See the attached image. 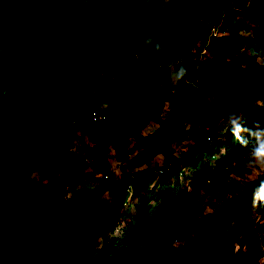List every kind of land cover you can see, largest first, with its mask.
Instances as JSON below:
<instances>
[{
  "label": "trees",
  "instance_id": "obj_1",
  "mask_svg": "<svg viewBox=\"0 0 264 264\" xmlns=\"http://www.w3.org/2000/svg\"><path fill=\"white\" fill-rule=\"evenodd\" d=\"M226 1L0 0V28L9 34V48L0 51V264H258L259 253L240 248L255 234L250 210L258 218L264 215V206L251 203L264 174L211 203L213 210L187 236V251L175 254L156 238V229L174 222L180 211L198 209L179 190L178 173L193 169L202 186L218 188L228 166L252 146L242 147L230 131L209 128L203 114L214 106L195 95L199 90L206 99L212 74L206 67H231V54L248 62L239 80L264 78V64L252 65L256 50L264 48V30L241 22ZM215 24L224 38L211 34ZM246 28L249 33H242ZM147 36L157 37L162 51L148 47L140 60H130L128 52L144 45ZM201 50L205 57L196 65L191 56ZM173 62L177 69L186 64L199 86L185 78L171 84L165 68ZM113 66L121 73L118 81L100 77ZM83 92H96L98 98ZM103 104L113 115L94 123L90 115ZM57 111L77 116L70 123L54 118ZM249 112L253 127L254 111ZM150 121L157 127L142 135ZM108 135L116 149L125 148L130 138L142 148L121 166L118 178L109 180L103 200L90 182L108 169L102 146ZM177 138L186 146L168 167L157 176L143 168L144 160ZM76 148L90 164L75 155ZM33 170L49 181L31 176ZM129 189V224L107 249L97 246L122 220ZM236 204L244 205L243 211L229 217Z\"/></svg>",
  "mask_w": 264,
  "mask_h": 264
},
{
  "label": "rangeland",
  "instance_id": "obj_2",
  "mask_svg": "<svg viewBox=\"0 0 264 264\" xmlns=\"http://www.w3.org/2000/svg\"><path fill=\"white\" fill-rule=\"evenodd\" d=\"M226 4L230 8H237L236 15L241 22L246 23L250 27L257 28L258 31L264 30V0H227ZM210 30L215 33H221L223 38L226 36L225 31L220 29L219 24L212 25ZM242 33H249V29L246 28ZM8 35L9 34L6 28H0V51H5L9 48V45L6 41L8 39ZM144 52V45H140L128 52V58L130 60H140L139 56H141ZM256 55L257 58L252 62V65L258 69H261V65L264 64V48H258L256 50ZM204 57L205 51L201 50L198 53L194 52L191 56V59L196 63V65H198L202 60H204ZM231 58H233L230 61L232 62V65L229 68L223 65H211L206 67L205 70L212 71V74L209 77L210 81L204 87V91L207 93L206 99H203L199 90L195 92V95L200 99V101H202V103H205V101L208 100L211 104H213L214 109L208 113H204L203 116L207 120L209 128H214L216 132H223V125H220L219 128L217 127V122L221 117L226 116L230 112H239L241 110L254 111V121L264 124V109L252 108V101L255 98L264 99V78L258 79L255 77V82H251L247 79L239 80L238 73L245 65L248 64V62L244 60L243 62L240 61L241 54H231ZM165 70V78L168 79V65L166 66ZM189 72L190 75L186 76L185 80L192 82L198 87L199 82L193 74V71ZM103 76H108L112 81H118L120 79L121 73H119L115 66H113L106 71L104 70L100 74V77ZM226 94L231 97H237V100L234 101L229 97L225 99L224 97ZM81 96L82 94H79L77 95V98L80 99ZM88 97L90 96L88 95ZM63 116H66L70 123L73 122L71 121L73 118H76L74 115H69L58 111L54 114L55 118ZM53 122L56 124L55 120H53ZM155 127V123L150 125V127L146 126L144 129H142L141 134L147 135L152 132ZM61 131L67 132L64 127L61 128ZM129 141L134 142L132 138H130ZM185 146L186 143L180 138H177L173 142H170L169 146L164 150L156 152L150 160H144L143 167L157 169L154 171L156 174L160 168H163V165L166 164L167 166V164H169L172 157L178 156L180 152L184 150ZM138 147H140L138 149L142 148L141 146ZM113 149V152L107 153V156L109 157V166L106 173L109 175V177L104 179L102 177L103 172H101L98 175L100 179L90 182V185L93 187L94 191L97 192L99 198L103 200L107 199L108 192L110 190L109 179L119 175L121 166L124 164H129L133 160L132 155L135 152V149L131 147L126 148V150L120 149V153L117 151L119 148L116 149L113 147ZM208 150L209 148L204 149V154L202 155L203 161L207 160ZM227 170L229 171V175L218 188H205L202 186L199 182V177L197 174L193 173V169L185 168L181 171V173H178L177 181L179 190L181 191L182 195H188L189 200L195 204L198 209L197 211H180L177 219L174 222L163 223L162 227L156 229L157 240L168 246L170 251L175 254L177 252L187 251V236L193 233L198 219L203 214L209 213L213 210L211 203L230 196L232 192L242 191L244 184L247 181L253 180L255 177L252 174L251 166L245 155H243L239 161H237V163H232L230 166H228ZM74 175L76 176L77 173H74ZM37 178L43 182L47 181V178H44L41 171L37 172ZM174 178L176 177H172V179ZM130 193L131 189L126 192L129 199H125L127 204L124 206L122 211V220H119V222L114 225L113 229H110L108 235L103 239V241L101 239L97 241V246H103L104 249H107L113 242L119 239L124 226L129 224V217L133 213L132 206L130 205ZM243 209L244 205L236 204L228 211V216L230 217L232 215L238 214L239 212L243 211ZM248 217L250 222L253 223L252 225L254 226L253 228L255 229V234L253 241L250 244H246L241 247L240 251L248 253L250 250H253L259 253L260 258L258 264H264V215L258 218V214L255 213L254 209L252 208ZM235 248L236 247L234 246L232 247L233 250L237 249Z\"/></svg>",
  "mask_w": 264,
  "mask_h": 264
},
{
  "label": "clouds",
  "instance_id": "obj_3",
  "mask_svg": "<svg viewBox=\"0 0 264 264\" xmlns=\"http://www.w3.org/2000/svg\"><path fill=\"white\" fill-rule=\"evenodd\" d=\"M130 2L170 3V2H172V0H130ZM233 9H235L234 12L236 13L237 8L235 7ZM210 32L212 35L221 36V33H213L212 30H210ZM142 42H143L145 48L151 47L157 53L161 52L163 49V45L157 37L147 36V37L142 38ZM244 67H246V65ZM188 75H190V72H189L186 64H181V66L178 69L176 68L174 62L168 64V79H169V82L171 84H174V85L178 84L181 80H183ZM84 94L87 96L89 95L90 96L89 98H98V95L96 94V92H91L88 94L84 93ZM97 107L98 108H96V110L93 111L90 115V119L94 123L106 122V119L110 118L113 115V108L110 107L109 104H103L101 106V108H99V106H97ZM252 108L253 109H257V108L264 109V99L255 98L252 101ZM66 114H68V113H66ZM249 115H250V112L246 111V110H241L239 112H230L226 116H223L220 118V120L217 122V127L219 128L220 125H223L224 127H223L222 131H224L225 133L230 131L232 137L234 138V141L237 142L238 144H240L244 148H248L249 144L251 143L252 146L245 153V156H246V158H247V160L251 166L252 174L254 176L258 177L261 174H264V124H262L260 122H254L253 127H249L248 126ZM63 118H66V116H63ZM53 120L57 121L56 119H51L52 122H53ZM154 123L155 122L150 121L146 126H150ZM156 127H157V124H156ZM107 140H108V142L106 144H103L102 146H105L106 150H105L104 154L106 156V161L109 162L108 161L109 157L107 156V153L114 151L113 146H112L114 136L108 135ZM128 147L135 149V152L132 155V157L134 158L135 154L139 151V149L136 146H134V142L128 141L125 148H119L117 151H118V153H120L121 152L120 149L126 150V148H128ZM74 151H76L75 155L82 162H84L86 164H90V158L84 154V151L82 149L76 148ZM108 166H109V164H108ZM144 169H152V173L155 176H157L158 173L162 172L161 168H160V170H158V173H156V174L154 173V171L157 169H154V168H144ZM107 170L106 171H103V170L99 171V173L103 172L102 177L104 179H107L109 177V175L106 173ZM120 173L118 176H115L114 178H110L109 180L118 178L120 176ZM30 175L37 177L36 170H33L30 173ZM44 178H47V181H49V177L47 175H44ZM44 182H46V181H44ZM84 182L85 181H83V183ZM83 183L80 182L79 186H81ZM125 197L127 199V197H128L127 194ZM251 203L254 207L264 206V180H261L260 183L252 190ZM115 224H117V223H115ZM113 227H114V225H113ZM113 227H112V229H113ZM109 231H108V233H109ZM108 233H107V235H108Z\"/></svg>",
  "mask_w": 264,
  "mask_h": 264
},
{
  "label": "built area",
  "instance_id": "obj_4",
  "mask_svg": "<svg viewBox=\"0 0 264 264\" xmlns=\"http://www.w3.org/2000/svg\"><path fill=\"white\" fill-rule=\"evenodd\" d=\"M213 33H215V32H213Z\"/></svg>",
  "mask_w": 264,
  "mask_h": 264
},
{
  "label": "crops",
  "instance_id": "obj_5",
  "mask_svg": "<svg viewBox=\"0 0 264 264\" xmlns=\"http://www.w3.org/2000/svg\"><path fill=\"white\" fill-rule=\"evenodd\" d=\"M150 127V126H149Z\"/></svg>",
  "mask_w": 264,
  "mask_h": 264
}]
</instances>
